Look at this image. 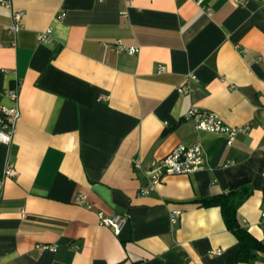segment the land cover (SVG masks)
Segmentation results:
<instances>
[{
  "label": "crops",
  "instance_id": "1",
  "mask_svg": "<svg viewBox=\"0 0 264 264\" xmlns=\"http://www.w3.org/2000/svg\"><path fill=\"white\" fill-rule=\"evenodd\" d=\"M5 1L0 107L17 105L6 92L20 80L22 117L0 142V182L8 162L17 172L0 189V264H264L240 261L221 209L201 204L249 188L239 220L264 244V0ZM192 108L251 130L229 146L185 119ZM196 143L203 170L141 194L154 162Z\"/></svg>",
  "mask_w": 264,
  "mask_h": 264
},
{
  "label": "built area",
  "instance_id": "2",
  "mask_svg": "<svg viewBox=\"0 0 264 264\" xmlns=\"http://www.w3.org/2000/svg\"><path fill=\"white\" fill-rule=\"evenodd\" d=\"M128 6L132 5L133 0H124ZM198 5H202L205 0H195ZM233 3L242 4L239 0H231ZM0 4L7 8H12L10 1L0 0ZM209 14H212L211 9H207ZM127 16V12L123 13ZM24 17L23 12L12 13V26L11 32L16 35L22 28V20ZM52 31L40 33L38 40L40 42H49ZM117 50L128 51L131 54L138 52L137 48H126L121 42L117 45ZM191 79L196 80V76L191 75ZM21 81L18 80L15 86L9 89L6 93L7 96L15 101L17 105L15 107H0V142L5 144H11L17 133L18 125L21 121V110L19 107V98L21 92ZM189 88H181L182 93H189ZM186 120L193 121L198 130L223 135L227 138V144L232 146L240 134H247L251 130V126L233 127L228 125L224 119L217 113L201 110L198 108H192L185 116ZM206 166V160L202 151V147L199 143L191 146L180 145L175 147L169 154L154 162L147 170V185L141 189V194L146 195L150 191L155 190L167 177L170 176H182L190 175L200 170H203ZM135 170L142 171L143 163L140 159L134 160ZM17 175L16 168L11 162L7 163L4 179L0 182V189L3 188L4 180L6 178H13ZM85 200V197L78 195L75 199L76 203L81 204ZM181 212L176 211L172 215L173 223H177ZM100 224L111 228L116 234H119L126 225V219L123 216H107L104 213H99ZM262 221L264 222V213H262ZM43 251L56 252L58 247L56 245H43L40 246ZM217 250L215 253H219Z\"/></svg>",
  "mask_w": 264,
  "mask_h": 264
},
{
  "label": "trees",
  "instance_id": "3",
  "mask_svg": "<svg viewBox=\"0 0 264 264\" xmlns=\"http://www.w3.org/2000/svg\"><path fill=\"white\" fill-rule=\"evenodd\" d=\"M249 188L225 192L215 197L204 199V207H219L229 231L234 233L239 243V260L250 262L264 252V244L253 237L239 220L238 211L244 202L251 196Z\"/></svg>",
  "mask_w": 264,
  "mask_h": 264
}]
</instances>
